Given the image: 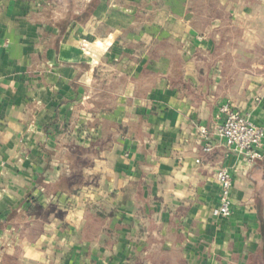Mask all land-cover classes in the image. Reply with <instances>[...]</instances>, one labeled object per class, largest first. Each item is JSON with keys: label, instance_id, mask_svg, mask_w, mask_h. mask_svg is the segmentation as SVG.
Returning <instances> with one entry per match:
<instances>
[{"label": "crops", "instance_id": "obj_1", "mask_svg": "<svg viewBox=\"0 0 264 264\" xmlns=\"http://www.w3.org/2000/svg\"><path fill=\"white\" fill-rule=\"evenodd\" d=\"M225 104L264 127V0H0V264H264Z\"/></svg>", "mask_w": 264, "mask_h": 264}, {"label": "built area", "instance_id": "obj_2", "mask_svg": "<svg viewBox=\"0 0 264 264\" xmlns=\"http://www.w3.org/2000/svg\"><path fill=\"white\" fill-rule=\"evenodd\" d=\"M218 118L220 119L218 135L229 149L241 153L248 162H254L262 158L263 126L254 122L247 113L236 110L229 104L221 107ZM198 131L205 142L203 150L210 151L212 145L207 128L200 126ZM216 180L219 183L221 194L219 204L212 208V215L215 217H228L233 212L231 190L234 181L230 169L227 167L218 169Z\"/></svg>", "mask_w": 264, "mask_h": 264}]
</instances>
